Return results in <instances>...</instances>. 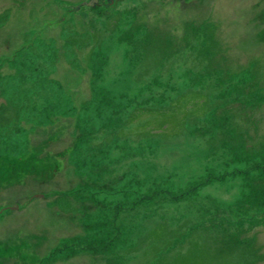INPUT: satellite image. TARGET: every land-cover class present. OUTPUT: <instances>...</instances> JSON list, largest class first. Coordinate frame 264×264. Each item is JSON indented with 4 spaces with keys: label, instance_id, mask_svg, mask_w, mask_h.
<instances>
[{
    "label": "rangeland",
    "instance_id": "374dc122",
    "mask_svg": "<svg viewBox=\"0 0 264 264\" xmlns=\"http://www.w3.org/2000/svg\"><path fill=\"white\" fill-rule=\"evenodd\" d=\"M93 1L0 0V264H264V0Z\"/></svg>",
    "mask_w": 264,
    "mask_h": 264
},
{
    "label": "trees",
    "instance_id": "16d2710c",
    "mask_svg": "<svg viewBox=\"0 0 264 264\" xmlns=\"http://www.w3.org/2000/svg\"><path fill=\"white\" fill-rule=\"evenodd\" d=\"M110 22H108V25H106L107 28H110L112 26V22L111 24H109ZM178 99H175L168 107L167 110L164 111H160L157 112L156 110L153 109H147V110H134L133 112H131V114L128 116L127 118V125L130 124H136L138 122L141 121L142 117L145 116L146 118H152V120L155 122V119H159V117H164L166 119H161V121L158 122V125H153L151 123V119L147 121L148 124H152L151 127H148V125H143V126H136V128H140V134L142 135H151V136H160L162 137L163 135H166L167 132H172V129H176L177 127L173 124L169 125L168 121L170 120V118H175V116L173 115V110L172 106L176 103ZM171 110V111H170ZM167 120V121H166ZM161 122V123H160ZM155 128V129H153ZM129 130H132V128H130ZM152 130H157L152 132Z\"/></svg>",
    "mask_w": 264,
    "mask_h": 264
},
{
    "label": "water",
    "instance_id": "95a60500",
    "mask_svg": "<svg viewBox=\"0 0 264 264\" xmlns=\"http://www.w3.org/2000/svg\"><path fill=\"white\" fill-rule=\"evenodd\" d=\"M96 0H94L93 2H95ZM93 2H90L89 4H88V6H92L93 5Z\"/></svg>",
    "mask_w": 264,
    "mask_h": 264
}]
</instances>
